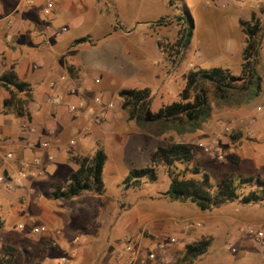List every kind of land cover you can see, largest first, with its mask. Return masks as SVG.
<instances>
[{
    "label": "rangeland",
    "instance_id": "obj_1",
    "mask_svg": "<svg viewBox=\"0 0 264 264\" xmlns=\"http://www.w3.org/2000/svg\"><path fill=\"white\" fill-rule=\"evenodd\" d=\"M41 1L43 12L48 2L53 3L51 9V16H54L53 29L55 31L63 27L67 29L59 35L62 34L68 40L84 35L91 37L90 41L80 43L71 41L69 44V49L73 51V62L78 66L80 54L83 55L84 50L94 49L97 43L100 47L108 43L109 46L113 44L117 54L123 52L122 55L125 57L123 71L117 73L111 67L110 58L104 57V64L107 65L104 78L95 83L94 77H90L93 82V86L90 87L92 94L102 93L101 98L103 96L104 102L109 103L111 111L107 114L106 110L96 114L93 112L87 118L78 117L82 112L75 111L77 119L72 124H67V136L64 140L67 141L65 149L67 161L60 163L61 166L54 171L48 172L42 183L41 192L45 189L49 191L54 184L67 183V175L76 169V165L69 159V152L78 155L91 154L87 153L91 151V147L88 148L91 145L85 143L74 149V145L71 144L83 138V130H88L90 134L109 133L120 129H141L129 118L128 112L121 108L119 90L149 88L151 96L149 108L156 111L162 105L180 100L179 93L185 84V75L190 70L218 66L229 69L234 75H240L242 50L245 47V35L241 31L240 21L258 20L262 27V37L254 62L255 70L261 76L262 89L259 96L247 103L229 104L216 99L209 92L207 97L211 112L208 120L202 123L199 129L181 135L171 130L158 137L142 136L144 146L138 151L141 158L145 159L150 149L154 151L157 146H164L170 142L192 144L196 150L194 159L188 165L189 169L180 164L177 165V169L184 168L186 176H196L192 167L197 165L209 174L214 186L225 177H232L237 183L241 177L261 178L264 175V0ZM65 2L67 5L72 3L73 7L66 10ZM185 10L192 16L193 31L190 43L186 48H182L177 43L185 26L182 18ZM79 49H83V52ZM93 58L95 57H89L91 60ZM112 102L115 105L111 106ZM77 129L79 131L76 132ZM110 135L113 137H109L108 140L115 139L117 143L125 144L127 138L123 135L117 132ZM132 144L134 143L117 151L104 147L107 159L103 168L105 184L103 198L112 201L113 204L116 202L119 208H123L125 203H128V207L131 206L136 196V203L140 201L137 198L141 199L142 196H145L142 197L143 202H150L146 197L150 195L155 196V202L166 203L163 193L168 189L169 176L167 168L163 165L156 167V180L153 182L144 177L133 186H125L122 183L130 168L147 165L137 162L130 164L127 154H136L132 152ZM205 148H208L210 153L205 151ZM213 151L217 152L216 155L221 153L223 158L218 159L213 155ZM256 151L260 154L258 162L255 160ZM18 170L27 172L23 171V168ZM20 175L21 172L12 176V179L15 180ZM0 176L11 177L5 169H1ZM41 179L24 182L32 197L36 195L38 189L31 190L33 188L31 186L38 184ZM19 189L13 188L9 191L4 185H0V214L5 220V225L0 231V264H62V257L75 264L68 255L70 250L76 249V245L71 242L72 237L77 236L80 239L93 237L100 241L109 234L107 229L102 228L98 233H93V229L103 220L96 215L97 211L93 206H88L87 210L80 199L67 200V214L60 215L59 220L54 222H50L49 217L45 218L54 232L60 229L62 232L66 231L64 233L66 235L60 239L58 235L55 236L57 242L55 248L44 250L46 257L41 259L36 246L41 233H31L29 221L32 219L33 225H41L42 220L30 217L27 210L20 209L26 204V199L16 193ZM254 189L256 182L251 181L240 186L238 191L242 194ZM122 192L124 195H120ZM61 201L63 200L60 199L59 202ZM168 202L169 206L184 211V214L218 215L209 220V223L205 222L207 226L215 225L214 232L201 233L197 230L199 226L195 225L193 230L196 231L189 232V238L174 242L168 248L171 262L182 256L187 244L206 239L209 241L208 249L194 260V264H264V236L258 240L237 233L240 226L248 225L264 233V223L259 221L264 211V206L260 204L264 201L242 203L236 200L209 211H201L190 202L172 200ZM66 218L67 224H63ZM228 241L232 242L235 248L226 249L225 243ZM27 247L28 253L24 252Z\"/></svg>",
    "mask_w": 264,
    "mask_h": 264
},
{
    "label": "crops",
    "instance_id": "obj_2",
    "mask_svg": "<svg viewBox=\"0 0 264 264\" xmlns=\"http://www.w3.org/2000/svg\"><path fill=\"white\" fill-rule=\"evenodd\" d=\"M41 2V0H0V74L6 70H14L20 80L29 83L32 96L29 103L30 118L16 117L12 113L2 111V102L9 93L0 86V171L5 169L7 174L12 177L22 172L18 168H23V171L35 172L33 175H28L25 182L42 178L41 181L37 182L38 184L32 186L30 184L33 187L31 190L38 189L33 197L29 194V188L26 184L19 187L20 189L16 193L26 199V204L22 207L19 206L20 209L27 210L30 217L34 216L41 219L40 224L48 228L46 232L39 235V237L41 236L39 239L49 241L51 247L49 248L45 244L39 245V240L36 242L38 254L41 259H44L46 257L44 250L54 249L56 246L55 236L58 235L57 237L60 239L66 235L64 234L66 231L62 232L60 229L54 232L45 218L49 217L51 218L50 222H54L59 220L60 215H65L68 211L67 200L61 199L63 201L59 202L60 199H54L51 196V189L54 186L64 184H54L49 191L45 189L41 192L44 178L48 172L60 167V163L67 161L65 154L67 141L64 140L67 136V124H72L77 119L74 114L76 110L82 112L78 117L86 118L93 112L96 114L106 110V114L110 113L109 103L104 102L103 96L101 98L102 93L92 94L90 87L93 86V82L90 77H94L93 81L98 79L99 82L100 79L104 78V73H107L104 57L110 58L111 67L117 73L120 70L123 71L125 67L123 59L125 57L122 55L123 52L117 54L113 44L109 46L108 43L106 46L100 47L97 43L94 49L84 50L85 52L83 49H79L84 54H80L81 60L78 66L73 62L72 49H69L70 42L76 39L68 40L62 34L57 35L55 33V29H53L54 16H51V12L49 14L43 13ZM64 4L66 10L73 7L72 3L67 5L65 2ZM85 37L84 35L79 38ZM90 38L86 37L85 41H90ZM89 57L95 58L91 60ZM85 72L87 73L83 75ZM92 72L95 73L92 74ZM61 75L66 77L63 82L59 80ZM52 83L53 85H51ZM57 95L62 96L60 104L49 101V98L53 100L54 96ZM97 98L100 100V104L96 103ZM113 104L115 105L113 102L110 105ZM71 105H75L76 109L71 110ZM51 131L53 133H50ZM87 131H82L83 138L78 142H71L74 149L86 143L91 145L88 146V148L91 147V151L87 153L92 154L98 148L104 152V147L117 151L134 143L132 144V152L136 154H127L130 164L137 162L148 165L150 163L153 150L150 149L146 160L141 158L138 151L144 146L142 136H153L146 131L120 129L109 131V133L90 134ZM116 132L127 138L124 145L117 143L115 139L113 141L108 140L109 137H113L110 134ZM43 141L48 142L47 147H42ZM106 144L108 145L106 146ZM8 152L13 154L12 158L6 157ZM259 157L260 154L256 151L255 160L257 162ZM35 159H37V163L34 161ZM103 194L104 192L100 195L93 192H82L75 196L77 198L70 199L72 201L80 199L87 210L88 206H93L97 211L96 215L103 218L99 226L93 229V233H98L100 228L109 231L104 240L100 241L93 237H83L82 239L77 236L72 237L71 242L76 245L73 259L75 264H124L118 260L117 253L125 237H130L134 244L146 247L149 242L162 240L169 236L174 237L175 242L187 239L190 237L189 232L194 231L195 225L199 226H197L199 228L197 230L201 233L214 232L215 225L207 226L205 222L208 221L209 223V220L218 215L184 214V211L169 206L168 201L171 200L165 192L163 198L166 203L155 202V196L152 195L146 196L150 202H143L142 197L145 196H142L141 199L137 198L140 201L136 203V196L133 202L129 203L131 206L128 207V203H125L123 208H119L116 202L113 204L112 201L103 198ZM120 195H124L123 192ZM22 196L21 198H23ZM26 196L30 198H26ZM260 205L264 206V203ZM0 216L4 220L3 215L0 214ZM259 221L264 223V211ZM63 224H67V218L63 220ZM191 228L192 230H190ZM28 249L27 247L24 252L28 253Z\"/></svg>",
    "mask_w": 264,
    "mask_h": 264
},
{
    "label": "trees",
    "instance_id": "obj_3",
    "mask_svg": "<svg viewBox=\"0 0 264 264\" xmlns=\"http://www.w3.org/2000/svg\"><path fill=\"white\" fill-rule=\"evenodd\" d=\"M182 15L185 26L177 45L186 48L192 37L193 19L188 10ZM239 25L245 35L240 75H234L229 69L218 66L190 70L185 75V84L179 93L180 100L162 105L156 111L149 108L151 100L149 88L121 89L118 92L121 108L128 112L129 118L133 119L138 127L158 137L171 130L181 135L199 129L201 124L208 120L211 112L207 97L209 92L216 99L229 104L253 101L262 89L261 76L254 66L262 37V27L258 20L240 21ZM85 40L79 38L75 42ZM0 86L9 93L2 102V111L29 119V103L32 98L29 83L20 80L14 70H6L0 74ZM195 150L194 145L184 142H170L164 146H157L150 156V163L129 169L123 183L125 186H133L144 177L153 182L156 180V167L163 165L167 168L169 176L165 194L172 201L193 203L201 211H209L236 200L242 203L264 201V175L261 178L241 177L237 183L232 177H225L214 186L209 174L194 165L192 171L196 176H186L184 168L189 169L188 165L194 159ZM68 155L76 169L69 173L66 184L51 189L52 198L70 200L82 192L102 194L105 190L103 168L106 153L98 148L90 155L72 152ZM178 164L184 165V168L177 169ZM251 181L256 182V189L239 193L238 188ZM3 227L4 220L0 216V231ZM38 244L51 247L50 242L44 239H39ZM208 246L209 241L206 239L187 244L182 256L171 264H194V260L204 254Z\"/></svg>",
    "mask_w": 264,
    "mask_h": 264
},
{
    "label": "built area",
    "instance_id": "obj_4",
    "mask_svg": "<svg viewBox=\"0 0 264 264\" xmlns=\"http://www.w3.org/2000/svg\"><path fill=\"white\" fill-rule=\"evenodd\" d=\"M46 6L47 8L44 10L43 13L49 14L51 12V9L53 8V3L48 2ZM66 30L67 29L63 27L62 29L56 30L55 33L59 35L62 32H66ZM59 80L63 82L66 80V77L64 75H61L59 77ZM95 82L97 83L99 82V80L96 79ZM51 85H53V83ZM61 99L62 96L57 95L54 96L53 100L52 98H49V101L50 102L53 101L54 104H60ZM96 102L100 103V100L97 98ZM70 109L75 110L76 106L71 105ZM31 131L34 130L31 129ZM50 133H53V131H51ZM41 145L42 147H47L48 142L43 141ZM205 151L209 152V149L205 148ZM216 153H217L216 151H213V155H216ZM6 157L12 158L13 154L11 152H8L6 154ZM216 157L218 159L223 158L221 153L217 154ZM34 161L37 163V159H35ZM33 174H35V172H31V173L21 172L20 177L16 178L15 180H13L12 177L0 176V185H4V188L8 190L13 188H19L24 185V182L28 177V175H33ZM29 223L31 226V231H30L31 233L34 234L44 233L48 230L47 226L45 225H33L34 223L32 222V219L29 221ZM237 231H238L237 233L240 236H247L250 238L255 237L258 240L261 239V237L263 236V232L252 225L240 226ZM174 242H175V238L169 236V237H165L162 240L159 239L155 242H149L146 247L145 246L143 247L139 244H134L130 237H125L122 241V246L117 253V258L120 262L124 264H171V257L168 248L171 245H173ZM225 248L231 250L235 247L232 242L228 241L225 243ZM68 255L69 258L73 260L75 257V251L70 250ZM61 263L73 264L72 262H68V259L66 260V257L61 258Z\"/></svg>",
    "mask_w": 264,
    "mask_h": 264
}]
</instances>
